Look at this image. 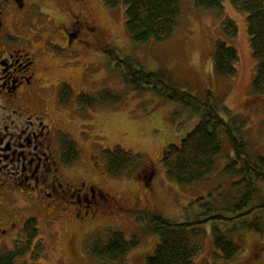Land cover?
<instances>
[{
  "label": "rangeland",
  "instance_id": "rangeland-1",
  "mask_svg": "<svg viewBox=\"0 0 264 264\" xmlns=\"http://www.w3.org/2000/svg\"><path fill=\"white\" fill-rule=\"evenodd\" d=\"M47 2H53L62 10L59 20L65 19L66 23L69 22L66 6L77 13L80 11L79 17L81 14L87 16V10H90V18L106 32L102 38L103 46H99L101 50H116L121 58L129 56L147 72L166 71L177 89L197 96L211 91L223 106L243 120L242 126L237 125V136L245 141L252 156L264 154V95L256 97L252 92L255 61L246 32L247 14L237 11L229 0L222 2L221 15L216 10L198 8L195 0H182L178 27L171 38L166 42L150 40L144 44L131 38L125 26L123 5L109 8L103 0H88L83 8L75 0ZM226 18L233 20L238 27L237 36L232 39L222 34L221 21ZM218 40L237 49L239 60L234 77L220 78L213 72L214 45ZM59 42L65 43V36L61 35ZM100 49L87 52L83 48L79 55L67 58V62L64 60L69 67L53 59L42 61L43 69L53 67L50 75L54 83L64 78L72 85L73 96L68 102L73 105V113L79 116V113L87 112L83 118L64 113L65 121L71 122L75 118V125L69 129L73 131L71 138L80 150L74 163L78 172L72 180L86 181L101 188L107 194V202L102 201L100 209H96L90 218L85 217L82 223L74 222L70 216L52 218L43 213L33 216L38 219V236L46 247L38 263L121 264V261L100 260L88 254L96 239L106 241L116 231L127 239L136 237L139 242L127 253L124 264H146V256L153 253L159 237L148 230L146 221L139 220L141 212L160 215L176 223L183 222L187 220L186 206L190 202L207 197L209 193L229 194L233 189L235 180L224 172L229 157H232L226 136L222 137L221 154L216 158L215 168L206 179L180 185L168 177L162 163L164 148L179 145L199 118L179 104L163 101L153 92H135L124 82L120 69ZM38 54L46 57L41 50ZM80 94L97 97L99 102L80 109L74 105ZM106 94H109L108 100L103 102ZM114 148H122L138 157L137 163L120 176L109 174L102 158L104 150ZM259 186L261 196L253 197L250 208L258 206L261 203L259 197H264V184ZM189 217H193L192 213ZM261 226L262 233L243 227L233 230L231 223L223 226L226 236L240 248L232 260L227 261L214 249L211 225H204L195 264H264V213ZM15 235H0V253L12 249L14 238H17ZM23 262H30V254L17 257V264Z\"/></svg>",
  "mask_w": 264,
  "mask_h": 264
},
{
  "label": "trees",
  "instance_id": "trees-1",
  "mask_svg": "<svg viewBox=\"0 0 264 264\" xmlns=\"http://www.w3.org/2000/svg\"><path fill=\"white\" fill-rule=\"evenodd\" d=\"M182 0H103L109 7L123 5L125 7V26L131 38L138 43L152 40L156 43L166 42L178 27V18L182 11ZM224 0H195L198 8L216 10L220 15ZM239 12H245L246 32L249 36L251 55L255 61L254 78L251 82L252 92L257 97L264 95V0H229ZM222 34L227 38L237 36V24L228 18L221 21ZM213 54V72L217 77H234L237 72L239 55L234 46L225 41L215 43ZM104 54L109 61L120 69L122 78L135 92H153L165 102L176 103L197 116L198 123L179 145H170L163 150L162 163L168 177L180 185L193 184L206 179L215 168V161L221 154L222 137L226 136L232 152L224 172L233 180V189L229 194L209 193L207 197H198L186 206V221L173 222L160 215L141 212L139 220L146 221L149 231L159 237L153 253L146 256V264H195L194 258L199 253V236L202 227L210 224L214 249L224 260H232L239 252V247L228 238L223 226L233 225V230L241 227L262 233V213H264V197L261 203L250 208L255 195L261 196L259 184H264V154L252 156L247 144L237 136L243 120L222 105L221 100L211 91L201 96L177 89L171 84L168 73L145 71L135 61L126 56L119 57L116 50L105 49ZM66 90V92H63ZM108 95L102 99L108 100ZM63 102L73 96L68 86L60 90ZM112 99V98H111ZM101 101V102H102ZM78 104L92 107L98 98L79 95ZM74 153H70L69 161L74 162L80 150L70 143ZM105 169L109 174L120 176L125 170L134 166L138 157L122 148L104 150L102 152ZM234 193V194H233ZM192 213L193 217H189ZM38 219L31 218L23 224L13 241L12 249L0 253V264H17V257L30 254V262L38 263L39 257L46 252L45 243L39 236ZM139 244L136 237L127 239L121 232L114 231L106 241L96 239L88 254L100 260L120 262L124 264L127 253Z\"/></svg>",
  "mask_w": 264,
  "mask_h": 264
},
{
  "label": "flooded vegetation",
  "instance_id": "flooded-vegetation-1",
  "mask_svg": "<svg viewBox=\"0 0 264 264\" xmlns=\"http://www.w3.org/2000/svg\"><path fill=\"white\" fill-rule=\"evenodd\" d=\"M87 1L75 0L83 8ZM66 9L68 23L59 20L62 10L53 2L0 0L1 236L17 235L37 213L52 218L70 216L82 223L107 198L96 185L72 180L78 170L75 161L68 160L74 153L70 143L76 144L69 128L75 125V118H83L87 112L74 114L72 103L63 102L60 96L63 86L72 89V85L64 78L54 83L51 67L43 69L46 58L69 67L67 58L79 55L83 48L89 52L103 46L106 32L90 18V10L79 17L80 11ZM61 35L65 43L59 42ZM40 50L46 57L38 54ZM74 105L84 107L78 102ZM64 113L77 116L72 125L65 121Z\"/></svg>",
  "mask_w": 264,
  "mask_h": 264
}]
</instances>
